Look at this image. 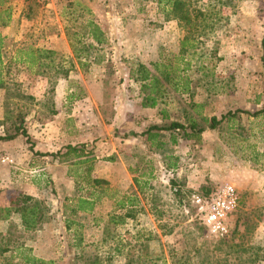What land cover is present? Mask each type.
I'll return each mask as SVG.
<instances>
[{"label":"rangeland","instance_id":"1","mask_svg":"<svg viewBox=\"0 0 264 264\" xmlns=\"http://www.w3.org/2000/svg\"><path fill=\"white\" fill-rule=\"evenodd\" d=\"M158 1L8 0L0 7V19L3 11L10 13L9 23L0 24V136L12 134L19 119L27 133L0 141V209L20 192L31 195L43 215L32 231L23 230L18 215L0 219V249H8L0 252V264H22L19 246L56 264H90L95 257L103 264H174L175 258L187 264H264V113L238 115L206 130L199 141L178 138L174 144L165 131L154 141L142 135L153 125L263 107L264 0H184L211 11L195 34ZM90 20L104 33L100 46L84 34ZM68 35L87 52L75 58ZM185 35L196 45L180 51ZM47 44L55 47L54 64L67 74H38L36 65L17 61L19 49ZM155 63L169 66L172 79H187L189 89L175 93L162 82L165 98L143 108L137 70L144 65L153 72ZM57 89L63 106L54 103ZM74 107L77 116L67 118ZM55 108L64 118L56 125L47 122ZM42 122L49 130L41 137L36 125ZM231 125L248 136L249 148L232 147L237 141ZM67 145H86L94 156L92 176L109 183L93 212L78 213L69 230L65 199L89 192L71 177L81 170L72 166L76 160L54 156ZM5 157L13 162L2 163ZM225 184L234 185L238 205L228 234L216 238L198 219L193 200ZM123 196L138 201L134 216L113 225L114 201Z\"/></svg>","mask_w":264,"mask_h":264},{"label":"trees","instance_id":"2","mask_svg":"<svg viewBox=\"0 0 264 264\" xmlns=\"http://www.w3.org/2000/svg\"><path fill=\"white\" fill-rule=\"evenodd\" d=\"M8 0H0V7L4 5ZM158 5L162 7L163 10L168 9L169 14L173 15V19H176L180 23L188 34H195L199 32L200 29L203 31L204 23L210 18V12H204L203 9L189 7L188 3L184 0H159ZM6 13V16L0 19V24L2 26H6L10 20V13L8 10L3 11ZM2 13V12H0ZM1 17V16H0ZM210 26V25H209ZM86 32L84 33L87 37L91 39V41L95 44V46H100L105 42L104 33L101 29L96 25L93 21H88L85 24ZM194 38V37H192ZM68 39L71 43V47L73 49V53L75 54V58L78 57V53H86V49H79L75 48V43H72L70 40V35H68ZM3 41L4 38L0 35V55L3 48ZM196 43L194 39H188V36H184V38L180 42V51L182 50H191L194 49ZM94 48L93 45H89L88 49ZM262 50H263V57L264 60V38L262 39ZM17 61L29 64L30 67L36 65L39 69L37 72L38 74H45L46 70H54L56 73L67 74V70L64 71L61 64L57 63L54 64V56L56 53L52 50L48 49H39L32 47L28 49H19ZM45 60V62H44ZM79 65L84 66L81 64V61H78ZM70 66L73 68L72 63ZM153 68L154 74L149 68L144 65H139L137 73L138 77L135 79L138 83L141 84V91H142V99L140 106L143 108H154L157 106L158 102L165 98V89H162V82L167 85H170L175 93H185L188 91L189 81L187 79L181 80L179 75L177 79H172L170 74H174V71H171L170 67L162 64V63H155L151 65ZM60 68H62L60 70ZM159 73V76H157ZM134 79V77H133ZM182 81V83H180ZM1 85V84H0ZM145 93V94H144ZM264 113V105L263 107L254 112L250 113L249 111L236 109L235 111H228L227 113L221 115L220 118L215 116L211 117H202L200 122L194 118L187 119L186 124H182L179 122L172 121L168 125L163 126H150L148 127L142 135L146 136L147 140L154 141L158 138V132H168L170 135V141L174 144L177 143V139L183 140H196L199 141L201 139V134L206 130H215L224 122L230 123L233 122L238 115L246 114L250 117H257ZM15 122L13 127L12 134H5L4 136H0V141H10L15 139L18 135L27 136L25 129L22 127V120ZM201 123L204 125L202 126ZM234 126H229L228 130L231 137L234 138V141H237L232 147L239 146L243 148H249V144L246 143L248 136H244L242 132H233ZM156 131L157 133H153ZM236 138V139H235ZM238 139V140H237ZM160 146V143L158 142ZM237 151V150H236ZM91 152L87 149L86 145H67L64 147V152L56 153L54 156H57L60 161H68L69 159H74L72 166L78 167L80 172L75 171L71 175L73 178L75 185H84L87 187V192H89L86 196H79L75 195L73 198H66L63 215H67L64 219L65 222V229L69 230L73 226L74 221L72 220L78 213L90 214L93 212L94 207L100 201L103 195H107L109 183L104 179H98L92 176V164L94 161V156H90ZM256 154V153H255ZM254 154V155H255ZM260 156L264 157V149ZM258 153L254 156L257 157ZM114 156L110 157L108 160L113 161ZM168 168H175L174 164H167ZM77 168V169H78ZM150 176V173H149ZM135 185L139 186L141 189L138 179H134ZM147 183L144 185L146 186ZM91 190V191H89ZM174 192H178L175 189ZM100 193L101 195H98ZM138 201L134 197H121L114 201V213L110 215L109 222L113 225L123 224L125 218L134 216L133 209L136 206ZM125 210L126 213L124 214H117L116 212H120ZM12 215H18L20 219V225L24 231H32L34 230L42 221V213L40 206L34 200L33 197L25 195L23 193L18 192L15 198L12 200L9 207H4L0 209V219L8 220ZM7 248L0 249L1 253L7 252ZM17 257L21 259L22 264H56L54 261H45L39 259L31 254V250L27 247L19 246L16 248ZM174 260V256L171 258ZM174 264H187L186 262L182 261V259L175 258ZM132 261H128L126 264H132ZM90 264H103L99 258L95 257Z\"/></svg>","mask_w":264,"mask_h":264},{"label":"built area","instance_id":"3","mask_svg":"<svg viewBox=\"0 0 264 264\" xmlns=\"http://www.w3.org/2000/svg\"><path fill=\"white\" fill-rule=\"evenodd\" d=\"M12 162L8 157L2 159L4 164ZM193 203L198 219L213 237H224L228 234V219L238 205V195L234 185L225 184L207 197H195Z\"/></svg>","mask_w":264,"mask_h":264},{"label":"crops","instance_id":"4","mask_svg":"<svg viewBox=\"0 0 264 264\" xmlns=\"http://www.w3.org/2000/svg\"><path fill=\"white\" fill-rule=\"evenodd\" d=\"M31 46H28V47H26V48H24V49H28V48H30ZM33 49H35L34 47H32ZM37 48H39V49H48V50H55V47L53 46V45H51V44H47V45H45V46H41V47H37ZM44 62H45V60H44ZM59 84H60V81H59ZM55 93H56V98H55V104L56 105H58L59 103V106L62 104V106H63V103H62V98H63V93L61 94L60 92H59V90L57 89V91H55ZM55 111H56V113H54L53 112V115H52V117L51 118H49L48 119V121L47 122H50L51 124H54V125H56V124H58V122L60 121V120H64V118H63V115L60 113V112H58V109H56L55 108ZM77 114H78V109L76 108V107H74L73 109H69V112H68V115H67V118H72V117H76L77 116ZM47 122H42V123H40L39 125H36V126H38L37 128L39 129V131H40V135H41V137L43 136V134H45V132L47 131V130H49L48 129V124H47ZM62 128V127H61ZM18 137V136H17ZM17 137L15 138V140H17ZM14 140V139H13ZM51 154V153H50ZM1 188V187H0ZM26 195H28V196H31V195H29V194H26ZM32 197V196H31Z\"/></svg>","mask_w":264,"mask_h":264}]
</instances>
